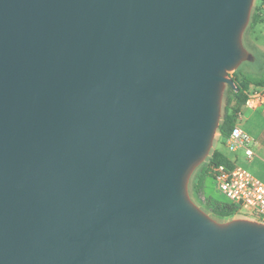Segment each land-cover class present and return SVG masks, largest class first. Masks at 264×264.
I'll list each match as a JSON object with an SVG mask.
<instances>
[{
	"label": "water",
	"instance_id": "water-1",
	"mask_svg": "<svg viewBox=\"0 0 264 264\" xmlns=\"http://www.w3.org/2000/svg\"><path fill=\"white\" fill-rule=\"evenodd\" d=\"M252 3L0 0V264H264L185 193Z\"/></svg>",
	"mask_w": 264,
	"mask_h": 264
},
{
	"label": "rangeland",
	"instance_id": "rangeland-1",
	"mask_svg": "<svg viewBox=\"0 0 264 264\" xmlns=\"http://www.w3.org/2000/svg\"><path fill=\"white\" fill-rule=\"evenodd\" d=\"M258 6H259V0H253L249 19L240 36V46H241L243 55L245 56V59L241 60L240 63L237 65V67H235L232 71L228 73V79H232L231 78L232 74H239V73H242V74H245L251 77L264 76V14H263L264 11L263 10L260 15L261 21H259V23L255 26L254 29L249 28V24L251 21L250 19L251 14L254 12V10ZM227 87L228 86H224L222 96H221L222 98L220 102V120H221L222 110L224 106L223 98H224V94L226 92ZM251 110L243 109L240 112V115L236 118L235 125L243 129V127L245 126V123H247L248 114L251 112ZM259 111H264V108L260 109ZM260 143H262L261 140H260ZM214 150H220L235 165L242 167L243 169L251 173L256 179L264 183V150L262 149V150H259L258 153L256 152L257 156L251 161H248L243 155L242 151H237L236 153H229L226 150L225 146H222L220 144L219 135H218V132L216 131L213 137V140L211 143V149H210V152L207 158L201 164L195 167L192 170V172L189 173L186 179L185 193H186L187 199L199 212L204 214L208 219H210L211 221L215 222L218 225H224L232 221H248V222H252V223L255 222L257 224H260L257 221L253 220L252 218H250L249 215L246 214V212H240V211H237L236 214L231 218H228L225 220H217L215 218H212L199 205L194 195V192H193V185L196 183L197 176L200 174V168L207 166L209 156ZM207 180H208V183H207L208 193L211 194V196H214L216 199H219L220 201H225L223 196L218 192L216 183L214 182V180H212L211 178H208Z\"/></svg>",
	"mask_w": 264,
	"mask_h": 264
},
{
	"label": "built area",
	"instance_id": "built-area-1",
	"mask_svg": "<svg viewBox=\"0 0 264 264\" xmlns=\"http://www.w3.org/2000/svg\"><path fill=\"white\" fill-rule=\"evenodd\" d=\"M246 96L247 108L252 110L264 108L263 89H251ZM256 145V140L235 125L224 146L229 153L242 151L245 158L251 161L257 156L254 150ZM231 163V167L225 165L210 167V174L218 192L240 212H246L250 218L264 225V183L242 167L232 161Z\"/></svg>",
	"mask_w": 264,
	"mask_h": 264
},
{
	"label": "trees",
	"instance_id": "trees-1",
	"mask_svg": "<svg viewBox=\"0 0 264 264\" xmlns=\"http://www.w3.org/2000/svg\"><path fill=\"white\" fill-rule=\"evenodd\" d=\"M262 10L264 11V0H259V6L256 7L254 12L251 14V21L249 24L250 29H254L259 21H261L260 15ZM231 78L238 91H234L230 87H227L224 94V106L217 130L220 144L222 146L225 145L227 138L230 136L235 126L236 118L240 115L241 109L245 106L247 99L246 93L250 91L251 88L264 89V76L251 77L239 73L232 74ZM217 165H225L227 167L232 166L230 159L227 158L220 150H214L209 156L207 166L200 168V174L197 176L196 183L193 185V192L199 205L205 212H207L212 218L225 220L233 217L239 210L236 206L229 203L224 197L225 201H220L214 196H211V194L207 191V179L211 178L214 180L210 174V167Z\"/></svg>",
	"mask_w": 264,
	"mask_h": 264
},
{
	"label": "crops",
	"instance_id": "crops-1",
	"mask_svg": "<svg viewBox=\"0 0 264 264\" xmlns=\"http://www.w3.org/2000/svg\"><path fill=\"white\" fill-rule=\"evenodd\" d=\"M264 91V89H263ZM243 109H249L244 106ZM262 107L255 110H251L248 114L247 123L243 127V131L246 132L251 138L257 141L255 151L258 153L259 150H264V111H259ZM250 124V126H249ZM260 140L262 143H260Z\"/></svg>",
	"mask_w": 264,
	"mask_h": 264
},
{
	"label": "bare ground",
	"instance_id": "bare-ground-1",
	"mask_svg": "<svg viewBox=\"0 0 264 264\" xmlns=\"http://www.w3.org/2000/svg\"><path fill=\"white\" fill-rule=\"evenodd\" d=\"M184 208L188 212L189 216L200 221V218L193 212V210L191 208H189V207H184ZM262 226L263 227H261L257 224H251L248 222H239V223L232 224L230 226V230L234 229V228H244V229H248L251 231L264 232V225H262ZM219 231H224V228L219 229Z\"/></svg>",
	"mask_w": 264,
	"mask_h": 264
}]
</instances>
